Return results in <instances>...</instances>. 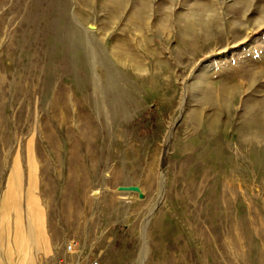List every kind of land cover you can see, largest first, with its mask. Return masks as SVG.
Returning <instances> with one entry per match:
<instances>
[{"label":"rangeland","instance_id":"rangeland-1","mask_svg":"<svg viewBox=\"0 0 264 264\" xmlns=\"http://www.w3.org/2000/svg\"><path fill=\"white\" fill-rule=\"evenodd\" d=\"M192 4L0 0V238L35 207L30 264H264V0L189 41Z\"/></svg>","mask_w":264,"mask_h":264},{"label":"bare ground","instance_id":"bare-ground-1","mask_svg":"<svg viewBox=\"0 0 264 264\" xmlns=\"http://www.w3.org/2000/svg\"><path fill=\"white\" fill-rule=\"evenodd\" d=\"M200 71L201 74L199 75V78L195 81L196 87H199L210 80V76L208 75L209 73L207 74L206 68L205 70L200 69ZM127 190L138 191L137 188H128ZM9 199H12L14 205L16 204V199L11 197ZM22 211L23 210L17 211L18 213L15 219V245L12 244L11 246L9 238L8 241H6L7 245L6 243H3L2 238H0V253L3 251L7 253V255L11 256L14 254L13 249H16L21 254L23 259H25L30 264L34 262L36 254L38 255L40 252H43L44 232L42 222H40L42 216L35 207L29 206L27 207V211H25L24 213L25 218L27 219V223L26 225H24L23 222H21ZM0 220H2V214H0ZM28 242L30 243L28 244Z\"/></svg>","mask_w":264,"mask_h":264},{"label":"clouds","instance_id":"clouds-1","mask_svg":"<svg viewBox=\"0 0 264 264\" xmlns=\"http://www.w3.org/2000/svg\"><path fill=\"white\" fill-rule=\"evenodd\" d=\"M228 0H193L185 13L182 14L185 39L195 41L218 31L225 15V5Z\"/></svg>","mask_w":264,"mask_h":264},{"label":"built area","instance_id":"built-area-1","mask_svg":"<svg viewBox=\"0 0 264 264\" xmlns=\"http://www.w3.org/2000/svg\"><path fill=\"white\" fill-rule=\"evenodd\" d=\"M68 250H69V251H72V250H73V245H72V244L69 245ZM85 264H100V262H99L98 260L94 259V260L88 261V262L85 263Z\"/></svg>","mask_w":264,"mask_h":264}]
</instances>
